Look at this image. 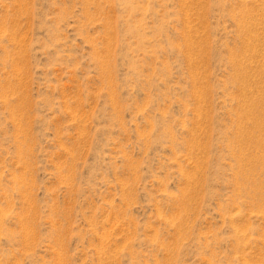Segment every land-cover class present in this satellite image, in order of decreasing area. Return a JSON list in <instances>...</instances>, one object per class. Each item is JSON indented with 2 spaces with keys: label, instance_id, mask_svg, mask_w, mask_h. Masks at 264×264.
Instances as JSON below:
<instances>
[{
  "label": "rangeland",
  "instance_id": "1",
  "mask_svg": "<svg viewBox=\"0 0 264 264\" xmlns=\"http://www.w3.org/2000/svg\"><path fill=\"white\" fill-rule=\"evenodd\" d=\"M0 264H264V0H0Z\"/></svg>",
  "mask_w": 264,
  "mask_h": 264
}]
</instances>
